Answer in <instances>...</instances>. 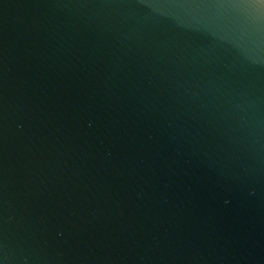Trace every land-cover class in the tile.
Instances as JSON below:
<instances>
[{"label":"water","instance_id":"1","mask_svg":"<svg viewBox=\"0 0 264 264\" xmlns=\"http://www.w3.org/2000/svg\"><path fill=\"white\" fill-rule=\"evenodd\" d=\"M0 264H264V0H0Z\"/></svg>","mask_w":264,"mask_h":264}]
</instances>
